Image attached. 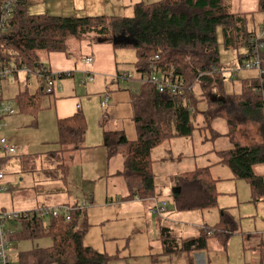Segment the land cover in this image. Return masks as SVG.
<instances>
[{"label": "trees", "instance_id": "1", "mask_svg": "<svg viewBox=\"0 0 264 264\" xmlns=\"http://www.w3.org/2000/svg\"><path fill=\"white\" fill-rule=\"evenodd\" d=\"M230 1L160 0L154 4L134 6L133 17L77 18L32 16L28 14V0H19L6 32L0 34V67L15 66L38 73L44 67L41 53H66L72 43L82 42L92 36L111 44L114 37L129 38L132 44L114 47L132 48L137 54L135 67L142 85L134 93L129 89L127 91L131 94L133 121L138 137L129 140L123 133L112 136L104 130L102 145L109 159L114 155L123 156V165L117 177L122 178L127 185L128 199L156 198L157 183L153 168L157 161L152 157L155 149L169 139L190 138L196 129L211 134L213 141L219 137V133L211 125V119L226 115L234 119L228 123L234 129L238 126L237 122H249L259 129L258 143L243 145L233 141L232 149L217 153L220 164L231 170L234 180L249 182L254 201L258 202L264 199V175H258L255 171L264 166V103L256 92L259 81L245 82L241 95L227 96L223 76L219 73L202 76L213 68H220L219 31L227 50L240 52L247 49V55L239 57L240 65L250 59V40L256 33L248 31V15L254 13H231ZM257 12H264V0H259ZM157 57L159 60H155ZM262 58L264 60V52ZM155 69L163 73L174 71L184 81L186 92L182 95L161 94L154 85L143 83L142 77L150 76ZM85 74L83 86L87 87L92 83L87 81ZM59 76L67 77L66 74ZM119 76L115 79L118 80ZM134 80L133 77L128 82ZM198 83H202L204 90L217 86L223 94V100L213 97V108L208 112L198 109L194 93ZM43 89H40L41 94H45ZM41 94L31 95L26 91L16 95L14 99L18 102L20 113L36 114ZM108 95L111 94L107 93L105 97ZM199 114L204 116L206 127L198 126ZM58 132L60 149L51 153L50 158L59 160L60 164L52 171V177L66 185L71 169L64 157L68 153L87 150L83 143L88 124L80 108L75 115L58 120ZM210 169L205 167L182 173L178 177L181 192L173 196V204L178 212L209 211L218 207L220 194L216 184L220 180L211 178ZM72 209L69 220L64 217L43 219L33 216L17 221L20 231L7 237L12 246L25 241H52L51 247L20 253L18 264H111L118 260L85 245L88 224L84 211L80 206ZM220 212V222L213 228L202 230L198 237L176 239L171 230L163 229L161 238L164 254L171 256L184 253L190 258L189 264H196L194 254L206 251L211 238L229 239L239 230V223L230 210L222 209ZM261 248L260 264H264V242Z\"/></svg>", "mask_w": 264, "mask_h": 264}, {"label": "rangeland", "instance_id": "2", "mask_svg": "<svg viewBox=\"0 0 264 264\" xmlns=\"http://www.w3.org/2000/svg\"><path fill=\"white\" fill-rule=\"evenodd\" d=\"M63 1L65 0H28V14L36 16L48 13L49 16H56L57 14H50L52 12L45 14L41 12V9L44 6H46V11H50L52 7L59 8ZM131 1L125 0V5L119 4V12L115 15L133 17L134 6L138 5V0H134L133 3ZM145 1L144 3L147 4L148 2ZM148 1H150L149 4H154L160 0ZM95 3L94 0L89 2L90 6H94ZM257 4H259V0H231L230 5V12L233 14L254 13L248 15V31L256 34L264 27V12L256 13ZM59 15L57 17H61ZM100 40L92 36L82 42L72 43L66 53L40 54L41 63L52 74L74 75L66 78L57 77L54 82V95L41 94L40 89L46 88V82L43 80L38 81L35 77L29 79L26 74H19L17 78L5 84V98L12 99L20 92L26 91L31 95L39 93L41 96L39 98L40 107L36 114L19 112L18 115L7 120V127L0 133V139L5 138L17 150L16 154L7 156L1 150L0 145V158H4L3 168L7 174V182L13 188L11 190V187H9L8 192L0 194V208L3 211L9 213L20 212L23 211L22 209L28 211L36 208L39 203L46 202L41 196L36 195L39 202L37 203L36 198L26 199L16 196V194L19 189H31L42 183L45 172L51 174L45 176L52 177L50 168L60 164L59 160L50 158L51 153L60 149L58 120L75 115L78 112L77 105L84 107L82 113L86 117L92 135V143H95L93 145H96L95 139L100 138V134H103V128L105 131L110 132L112 136L113 134L121 135V133H124L123 131H126V137L129 140L137 139V131L133 133L130 122L125 123L121 118L116 119L114 116H112V120L109 118L108 108L110 106L114 107L110 95L107 96L108 108L101 107V104L106 102V93L113 94L115 91L121 90L123 92L127 89L133 90L141 87L142 84L138 81L140 75L135 67L137 62L136 51L132 48H116L113 44L101 43ZM218 46L221 60L219 74L225 79V94L227 96L241 95L245 88V82L257 80L259 72L257 70L247 71L242 68L239 57L242 54L247 55V49H242L240 52L227 50L220 31L218 33ZM86 57H93L94 64L91 66L84 65L82 60ZM85 73L94 76V83L87 87L82 85L83 74ZM118 74L121 76L132 75L135 80L123 84L119 83L115 79ZM104 91L106 92L102 95ZM194 93L198 100V109L201 112L212 110L211 100L213 97L218 100L224 99L220 88L217 86L211 90H204L202 83H198L195 85ZM230 120L234 119L226 115L211 119V125L219 133V137L213 141L211 140V134L196 129L192 137L169 139L153 151L152 157L157 161L153 168L157 183V201L160 205H163L164 200H167L168 203H166L169 204L171 211L174 215L177 214L175 215L176 222L167 219L166 214H164L166 210L162 214L153 213L154 215L148 216L150 231L158 240L154 243V247L158 248L155 252H160L162 247L161 235L160 237L157 235L159 229L170 227L177 231L183 227H190L201 234L202 231L199 229L201 226L213 228L218 224L220 211L225 208L229 209L236 218L235 220L239 223V230L230 237L227 249L224 246V240L216 237L211 238L204 255L212 257L211 260L214 264L224 259L229 260V264H258L257 257L260 256L261 245L264 242V199L255 202L249 182L234 180L233 174L227 166L215 165L210 169L212 179L224 180L216 184L217 192L220 194L217 208L203 211L202 215L200 211L179 215L173 204L172 192L174 184L177 183L178 174L195 171L218 163L220 157L217 153L232 149L233 141L240 142L243 145H252L260 141L257 126L255 127L249 122H237L238 126L234 129L228 124ZM198 126L200 128L207 126L202 114L198 116ZM104 140L103 137L101 145ZM83 144L85 147L86 142ZM75 154L68 153L64 157L65 163L70 169L73 168L70 171L71 174L66 185L68 190L73 191L72 198L82 201L87 195H91L93 191L95 194L99 191L103 194L107 189V185L110 187L109 194H114L116 189L121 194L126 193L127 185L125 182H121V179L112 176L117 171L118 165L121 166L123 163V156L114 155L112 159H109L107 152L108 160H106L110 162V169L105 171V176H102V162L100 159L90 163L91 156L81 155L80 153ZM82 165L85 166L81 167ZM84 167L85 174L82 177L80 169ZM262 170L264 169H259V167L255 169L258 175H264ZM114 179L116 180L114 181ZM59 184L64 187L61 182ZM63 200H69V198L67 199L66 195L55 196L50 202L58 205ZM67 204H69L68 201ZM86 207L81 208L80 206L81 209ZM5 230L17 233L20 231V224L17 221L7 222ZM51 246L52 241L50 239L14 243L10 251L12 263L18 264L20 253ZM158 260L159 263L155 264H189L190 262V258L184 253L159 256ZM199 263L201 264V260H199Z\"/></svg>", "mask_w": 264, "mask_h": 264}, {"label": "crops", "instance_id": "3", "mask_svg": "<svg viewBox=\"0 0 264 264\" xmlns=\"http://www.w3.org/2000/svg\"><path fill=\"white\" fill-rule=\"evenodd\" d=\"M90 1L91 0H65L62 2L59 8L52 7L50 11H46L45 10L46 6H44L42 7L41 12H44L45 14L47 12H52L50 14H57V15L61 14L59 15L61 17H69V16L77 17V18L95 17V16L121 17V15L120 16L115 15V14H118L117 12H119L118 5L126 4L125 0H94L96 2L94 6H90L89 4ZM146 1L148 2L147 4H149L150 1L148 0ZM131 2L133 3L134 0H132ZM137 2H138L137 4H141V3H144V0H141V1L138 0ZM230 5H231V1H230ZM258 8H259V4H257V10ZM110 14H112L113 16H111ZM73 76L74 75L71 74L70 77H73ZM131 91L134 93L137 91V89L134 88ZM105 92L106 91L102 92V95ZM111 95H110V98L112 97V101L114 102L113 103L114 107L110 106L108 108L109 105H107L106 107L108 108V111L110 112V114L108 115L109 118L112 120V116H114V118L116 119L121 118V120L125 123L130 122L129 124L132 125L133 133H135L137 130H136V126H134L135 124L133 121V112H132L130 92L115 91ZM77 107L78 105L76 106V108ZM83 108L84 107L80 105L81 111L83 110ZM123 132H124L123 134L127 136L126 131H123ZM103 137H104V128H103V134H100V138L95 139L96 145H93L95 143H92L93 138L88 128V132H87L86 139H85V142H86L85 147L87 148V150H84L82 152H77V153H80L81 155L91 156V159L89 160L91 161L90 163H92L94 160L97 161L98 159H100L102 162L101 175L105 176V173H106L105 171L110 169V166H109L110 162H107L108 160L107 150L102 147L103 144L101 145V139ZM220 161L221 159L219 160L218 163L213 164L208 167H212L215 165H222L220 164ZM122 164L121 166L118 165L117 171L113 170L115 171L114 172L115 174L112 175L114 178L121 179V182L123 180L122 178L117 177V173L122 168ZM83 166L85 165H82L81 167ZM56 167L57 166L55 167L52 166L50 168V171L55 170ZM259 169H264V166L259 167ZM86 170H87V166H86ZM80 171H81L80 175L84 177L85 167L81 168ZM45 175H51V174H47L45 172V174H43L44 178L41 181L42 183H39L38 185H36L35 187L31 189L30 188L29 189H19L16 194V196L26 198V199L36 198L37 203L39 202L37 200L36 195L41 196L43 197L44 200H46L45 203H39L36 208L30 209L28 211L35 210L38 207H41L44 205L53 206V207L65 205V206H69L70 208H72L75 206H82L86 204L87 207L85 209H82V211H84V218L88 224V232L85 237V245L87 247H90L98 251L99 253L117 257L118 260L113 261L111 264H155V263H159L158 262L159 256H165L164 247L162 243H161L162 247L160 249V252H155L156 250H158V248L154 247V243L155 241H158V240L155 239L156 237L152 234V231H150V226L148 223V216L156 214L152 212V209L154 207L153 199L129 200L127 196V191L126 193L121 194L118 191V189H116L114 194H109L110 187L109 185H107V189L106 191L103 192V194L100 191L97 194H95L93 191L91 195H87L82 200L83 201L82 203V201H78V199L72 198L73 191L71 189L68 190L66 188L67 184L64 185L63 187L61 184H59V182L57 183V181H55L54 177L45 176ZM180 175L181 174H178L177 180H176L177 183L174 184L173 188H176L177 184H179L178 177ZM99 178H100V172H99ZM115 180L116 179H114V181ZM218 180H220V182L224 181L223 179H218ZM229 180L231 179L229 178ZM6 183L7 185H9V187H11V190H12L13 189L12 186L8 184L7 182V174H6ZM64 195H66L67 199L69 198V200H63V202L59 203L58 205L50 202L53 197L64 196ZM157 196L154 199H157L158 198ZM67 201L69 204H67ZM164 201L168 203L167 200H164ZM22 210L23 211H20V210L18 211L20 212L27 211V209H22ZM177 213H179V215L181 214L184 215L183 213H180L178 211ZM188 213H194V212H188ZM200 213L202 215L203 211H200ZM164 214H166L165 216L167 217L168 220H171V221L175 220L176 222L177 219L175 215L177 214L174 215L173 211H171V209L169 208V204ZM220 219H221V212H220ZM220 219L218 223L220 222ZM207 227L208 226H201L199 229L202 231ZM163 229L171 230L173 236L176 239H186V238L200 236L199 232L198 233L195 232V230H192L190 227L188 228L183 227L177 231L176 229L174 230L170 227H166ZM163 229H159L158 234H157L159 237ZM219 239L224 240V246L227 249L231 238L229 239L219 238ZM161 241H162V238H161ZM204 253L205 251L194 254V259H195L196 264H200L199 260H201V264H214L213 261L211 260L212 257L210 256L206 257ZM260 257L261 256L257 257L258 264H260ZM215 264H229V260L224 259L221 262H218Z\"/></svg>", "mask_w": 264, "mask_h": 264}, {"label": "built area", "instance_id": "4", "mask_svg": "<svg viewBox=\"0 0 264 264\" xmlns=\"http://www.w3.org/2000/svg\"><path fill=\"white\" fill-rule=\"evenodd\" d=\"M19 0H0V34L5 33L7 29V25L9 24L15 8L17 6ZM251 44V56L249 60H246L242 65V68L250 71V70H257L259 72V87L256 89V92L261 97L264 103V60L262 58V52H264V27L260 29L259 33L254 36L250 40ZM155 60H159L157 57ZM82 63L86 66H91L94 64L93 57H86L82 60ZM50 70L43 67L41 71L38 73L32 72L26 68L18 69L15 66L11 67H0V133L7 127V120L19 114V107L18 102L14 98L8 99L5 98V84L10 82L11 80L15 79V76L19 74H26L28 77H35L37 79H44L46 81V88L43 89L46 95H51L54 93L55 85L54 82L59 75L52 74ZM219 69L213 68L212 71L208 74L204 75H212L218 74ZM48 74V75H47ZM67 77H70L71 74H66ZM201 76V77H202ZM85 78L89 83L94 82V76L89 73L85 74ZM132 75H122L119 76L117 79L119 83L128 82L132 79ZM143 83H149L154 85L158 92L161 94H171V95H182L186 92V86L184 81L176 76L174 71L171 72H162L157 69L153 71L150 76L142 77ZM82 85L85 86V82H82ZM106 102L102 103V108L107 107V96ZM80 108L79 106L77 107ZM1 150L7 156H11L16 154L17 150L14 146L10 145L5 138L0 139ZM3 159L0 158V194L4 192H8L10 190L9 186L6 183V172L3 168ZM154 207L152 212L154 213H163L167 210L168 205L166 202L163 205L157 201V199H153ZM86 204L82 205L81 208L85 207ZM73 209L69 206H57V207H50V206H41L31 211L25 212H5L3 209L0 208V264H12V260L10 257V251L12 250V243L8 240V235L12 234L13 231L5 230V224L7 222H14L18 221L21 218L29 219L31 217H39L43 219H50V218H59L64 217L69 220L70 212ZM211 235V233H210Z\"/></svg>", "mask_w": 264, "mask_h": 264}, {"label": "water", "instance_id": "5", "mask_svg": "<svg viewBox=\"0 0 264 264\" xmlns=\"http://www.w3.org/2000/svg\"><path fill=\"white\" fill-rule=\"evenodd\" d=\"M101 43H106L107 40H100ZM124 44H132L131 40L129 38H126L124 36L114 37L113 38V45H124ZM181 192V188L179 187V184H177L176 188L173 189V195H177Z\"/></svg>", "mask_w": 264, "mask_h": 264}]
</instances>
